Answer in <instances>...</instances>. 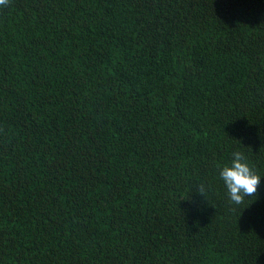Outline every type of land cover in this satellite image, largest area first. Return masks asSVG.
<instances>
[{"label": "trees", "instance_id": "obj_1", "mask_svg": "<svg viewBox=\"0 0 264 264\" xmlns=\"http://www.w3.org/2000/svg\"><path fill=\"white\" fill-rule=\"evenodd\" d=\"M0 264H264V0L0 6Z\"/></svg>", "mask_w": 264, "mask_h": 264}, {"label": "clouds", "instance_id": "obj_2", "mask_svg": "<svg viewBox=\"0 0 264 264\" xmlns=\"http://www.w3.org/2000/svg\"><path fill=\"white\" fill-rule=\"evenodd\" d=\"M9 0H0V6H7ZM231 165L220 169L219 175L224 181L230 200L236 204H242L245 198H256L260 175H258L246 162L242 152L232 153ZM195 191L205 196L203 185H195Z\"/></svg>", "mask_w": 264, "mask_h": 264}]
</instances>
